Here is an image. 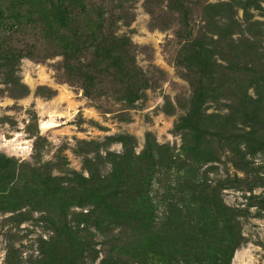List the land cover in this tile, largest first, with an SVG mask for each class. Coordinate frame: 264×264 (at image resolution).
Wrapping results in <instances>:
<instances>
[{
    "label": "rangeland",
    "instance_id": "rangeland-1",
    "mask_svg": "<svg viewBox=\"0 0 264 264\" xmlns=\"http://www.w3.org/2000/svg\"><path fill=\"white\" fill-rule=\"evenodd\" d=\"M0 45L22 54L16 83L0 72V264H66L78 246L80 264L112 255L82 179L88 168L116 179L120 136L136 156L149 140L170 161L147 187L158 220L178 168L238 214L230 264H264V0H0ZM199 98L211 135L193 154L183 118ZM184 204L176 228L191 237L196 209Z\"/></svg>",
    "mask_w": 264,
    "mask_h": 264
},
{
    "label": "trees",
    "instance_id": "trees-1",
    "mask_svg": "<svg viewBox=\"0 0 264 264\" xmlns=\"http://www.w3.org/2000/svg\"><path fill=\"white\" fill-rule=\"evenodd\" d=\"M21 57L20 52L16 53L13 48H4L0 45V72L7 81L17 82L18 59ZM209 60L206 64H200L202 67H198L202 76L205 75L202 70L206 72L210 69L212 61ZM261 100V98L250 100V103L255 108ZM202 102L201 98L197 99L190 113L183 118L186 126L192 127L190 129L192 138L188 142L190 145L187 150L193 154H199L195 148L194 138L204 139L207 135H211L202 127L203 119L199 111ZM243 139L246 143L250 140L246 136ZM118 140L124 146V154L111 162L114 169H117L116 179L102 177L98 168H95L94 173L91 168H88V178L82 179L89 185L90 191L99 195V200L94 203V206L98 205V210L102 214L101 221H105L103 235L107 238L111 237L112 255L102 260L101 264H157L153 260L150 262L147 260L144 252L149 248L152 249L153 255L158 256L156 261L164 259V264H230L235 248L244 239L237 218L238 214L227 207L206 182L195 184V181L187 178L177 168L171 173L174 174L178 189L173 195L170 192L167 198L169 188H166L162 198L168 200V214L158 220L159 217H155L156 214L152 209L147 187L155 166L159 163L160 166L166 167L170 161L165 151L152 146L149 140L143 156L135 155L130 147V138L120 136ZM185 142L187 144V141ZM2 159L0 157V168L3 164ZM13 173L14 169L5 175L10 176ZM186 198L194 204L196 209L194 222L199 227L191 237H187L176 228L182 227L180 221L176 223V220L182 211L181 206L185 207ZM187 211L189 210H186V215L189 213ZM116 228H119L118 235L113 233ZM193 244L197 245L190 247ZM127 247L133 248V254L127 250H121ZM134 255L137 257L136 260H133ZM83 256L85 257L84 250L78 246L74 248L66 264H77L78 259H82Z\"/></svg>",
    "mask_w": 264,
    "mask_h": 264
}]
</instances>
